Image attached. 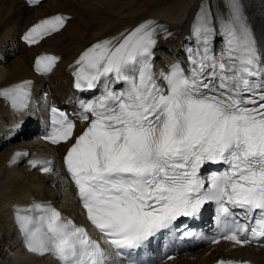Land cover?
Returning a JSON list of instances; mask_svg holds the SVG:
<instances>
[{"label": "snow or ice", "instance_id": "6c2138e0", "mask_svg": "<svg viewBox=\"0 0 264 264\" xmlns=\"http://www.w3.org/2000/svg\"><path fill=\"white\" fill-rule=\"evenodd\" d=\"M67 19L42 20L24 39L37 43ZM161 32L170 34L146 20L76 60L74 87L93 95L79 101L75 118L52 108L45 139L71 143L64 165L99 239L51 203L34 200L14 208L29 252L59 264H118L117 257L209 202L218 206L221 227L213 243L264 242V48L240 0H201L187 66L155 69ZM58 59L41 56L36 70L50 72ZM31 95V81L0 89L18 111ZM77 119L86 125L78 134ZM30 163L52 171L51 160ZM210 165L217 170L205 175Z\"/></svg>", "mask_w": 264, "mask_h": 264}, {"label": "bare ground", "instance_id": "6f19581e", "mask_svg": "<svg viewBox=\"0 0 264 264\" xmlns=\"http://www.w3.org/2000/svg\"><path fill=\"white\" fill-rule=\"evenodd\" d=\"M240 3L258 44L264 48V0H240ZM200 4L201 0H48L32 8L21 0H0V89L31 81L32 93L28 107L19 111L12 107L10 100L0 96V142L4 129L16 128L25 118L34 116L33 105L39 104L41 93L50 90L51 96L58 100L72 89L76 60L97 41L119 38L140 23L154 20L170 33L157 44L155 69L165 71L168 59L177 54L187 61V56L182 54L193 39L191 26ZM56 15L68 18L63 28L40 40L36 46L24 39L34 25ZM213 43L219 50L223 42L218 37ZM44 55L59 59L53 71L54 80L41 84L35 78H43L34 74V67L37 59ZM44 151L48 152L47 157L61 159L49 173L33 172L30 161L38 160ZM65 151L66 146L47 148L42 143L26 140L0 150V264H53L50 257L23 252L15 231L17 205L27 206L34 200L49 202L64 216L83 223V212L77 206L62 168ZM16 153L21 155L15 157ZM221 260L264 264V249L237 250L223 244L171 264H218Z\"/></svg>", "mask_w": 264, "mask_h": 264}]
</instances>
